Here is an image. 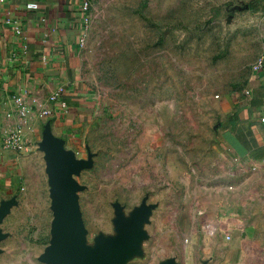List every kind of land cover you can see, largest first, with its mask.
<instances>
[{
    "label": "rangeland",
    "instance_id": "rangeland-1",
    "mask_svg": "<svg viewBox=\"0 0 264 264\" xmlns=\"http://www.w3.org/2000/svg\"><path fill=\"white\" fill-rule=\"evenodd\" d=\"M89 1L82 73L98 107L58 142L84 246L129 228L119 264H264V174L240 170L216 136L219 98L262 57L264 0ZM14 170L0 264H52L47 151Z\"/></svg>",
    "mask_w": 264,
    "mask_h": 264
},
{
    "label": "crops",
    "instance_id": "crops-1",
    "mask_svg": "<svg viewBox=\"0 0 264 264\" xmlns=\"http://www.w3.org/2000/svg\"><path fill=\"white\" fill-rule=\"evenodd\" d=\"M85 2L0 0V195L17 184L15 164L26 153L74 136L96 112L82 73ZM261 59L243 89L219 98L216 130L224 154L255 180L264 174V51ZM20 94L29 113L20 122L25 150L17 153L2 147V131L18 124L8 115ZM43 110L49 114L41 117Z\"/></svg>",
    "mask_w": 264,
    "mask_h": 264
},
{
    "label": "water",
    "instance_id": "water-1",
    "mask_svg": "<svg viewBox=\"0 0 264 264\" xmlns=\"http://www.w3.org/2000/svg\"><path fill=\"white\" fill-rule=\"evenodd\" d=\"M49 157L50 180L54 198L55 221L53 228V246L48 252L52 264H119L123 256L132 250L136 234L129 228L107 245L89 250L83 244V232L79 224L73 198L74 185L69 174L62 177V167L66 156L61 153L58 143L44 146ZM0 208V219L3 216Z\"/></svg>",
    "mask_w": 264,
    "mask_h": 264
},
{
    "label": "built area",
    "instance_id": "built-area-1",
    "mask_svg": "<svg viewBox=\"0 0 264 264\" xmlns=\"http://www.w3.org/2000/svg\"><path fill=\"white\" fill-rule=\"evenodd\" d=\"M91 4L89 2H85L83 5V9L85 11H89ZM82 45H83V40H82ZM262 64V59H260L256 65L260 66ZM58 94H54L51 98L50 101H54ZM14 105H15V111L14 113H10L8 115L9 118H12L13 116L16 117L18 124L10 126L5 128L2 131V147L6 150H11L17 153L23 152L25 150V144L23 140V132H22V125L21 121L24 120V118L27 116L29 113V108L26 106L23 96L17 95L13 98ZM49 112L46 110L40 111L38 113L39 116L43 117L48 115ZM230 237L227 236V240H229Z\"/></svg>",
    "mask_w": 264,
    "mask_h": 264
}]
</instances>
